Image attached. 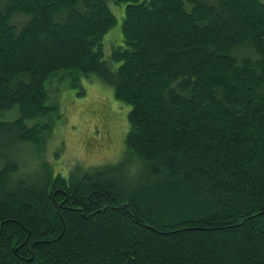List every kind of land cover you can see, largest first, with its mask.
<instances>
[{
	"label": "trees",
	"instance_id": "1",
	"mask_svg": "<svg viewBox=\"0 0 264 264\" xmlns=\"http://www.w3.org/2000/svg\"><path fill=\"white\" fill-rule=\"evenodd\" d=\"M53 77L129 107L120 161L20 172ZM0 162V264H264V3L0 0Z\"/></svg>",
	"mask_w": 264,
	"mask_h": 264
},
{
	"label": "rangeland",
	"instance_id": "2",
	"mask_svg": "<svg viewBox=\"0 0 264 264\" xmlns=\"http://www.w3.org/2000/svg\"><path fill=\"white\" fill-rule=\"evenodd\" d=\"M109 8L116 23L103 38L106 60L112 47L120 44L123 18V5L110 2ZM111 66L115 68L117 64ZM80 82L82 95L69 86L67 78L53 77L48 81L49 102L57 106V113L48 115L52 126L42 134L40 149L32 144L23 145L19 156H14L21 163L20 172L47 165L54 174L67 176L75 166L92 169L122 159L129 107L118 102L112 89L97 78Z\"/></svg>",
	"mask_w": 264,
	"mask_h": 264
}]
</instances>
